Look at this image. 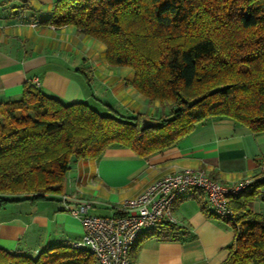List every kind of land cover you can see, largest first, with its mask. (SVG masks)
<instances>
[{
  "label": "trees",
  "instance_id": "obj_1",
  "mask_svg": "<svg viewBox=\"0 0 264 264\" xmlns=\"http://www.w3.org/2000/svg\"><path fill=\"white\" fill-rule=\"evenodd\" d=\"M43 23L75 26L105 44L108 65L132 68V86L171 109L143 128V114L108 103L103 113L27 84L20 98L0 104V208L58 198L74 159H97L112 146L149 157L210 118L264 131V0H57ZM263 189L264 169L229 197L235 236L223 264H264V214L248 207ZM178 228L163 223L152 231L167 237ZM0 264L96 259L88 249L55 244L36 257L0 249Z\"/></svg>",
  "mask_w": 264,
  "mask_h": 264
},
{
  "label": "crops",
  "instance_id": "obj_2",
  "mask_svg": "<svg viewBox=\"0 0 264 264\" xmlns=\"http://www.w3.org/2000/svg\"><path fill=\"white\" fill-rule=\"evenodd\" d=\"M56 2L0 0V104L20 98L38 78L41 89L68 103L85 101L100 111L108 103L126 115L149 111L150 101L131 84V70L107 64L105 44L75 26L43 23ZM187 168L203 169L229 185L255 178L264 169V131L229 117L210 118L149 157L112 146L97 159H74L58 198L0 208V249L36 257L48 246L70 245L82 238L83 227L68 206L90 201L89 214L112 216L153 182ZM248 207L264 214V199L255 198ZM174 214L177 234L165 237L147 229L132 264H223L235 233L231 222L214 213L205 192L187 191L176 200Z\"/></svg>",
  "mask_w": 264,
  "mask_h": 264
},
{
  "label": "built area",
  "instance_id": "obj_3",
  "mask_svg": "<svg viewBox=\"0 0 264 264\" xmlns=\"http://www.w3.org/2000/svg\"><path fill=\"white\" fill-rule=\"evenodd\" d=\"M35 84L40 86L39 79ZM253 178L237 184H225L203 169H183L158 179L139 196L127 199L118 214L98 216L89 214L90 201L68 206L73 215L79 217L83 227L82 238L70 245L88 249L99 264H132V253L147 229L163 223L178 225L174 214L176 200L190 189L205 192L214 213L228 221L234 212L229 197L239 195L252 183ZM260 197H264V189ZM64 201L67 196L63 197Z\"/></svg>",
  "mask_w": 264,
  "mask_h": 264
},
{
  "label": "rangeland",
  "instance_id": "obj_4",
  "mask_svg": "<svg viewBox=\"0 0 264 264\" xmlns=\"http://www.w3.org/2000/svg\"><path fill=\"white\" fill-rule=\"evenodd\" d=\"M97 40V39H96ZM99 41V40H98ZM102 43V42H101ZM120 67H124L125 69H128V70H131V73H133V70H132V68H130V67H125V66H120ZM130 74V73H129ZM125 78L127 79V78H129V75L126 73V75H125ZM99 103V102H98ZM150 104H148L149 106V111H148V109H144V115H143V117H149V118H154V119H158L160 116H162V115H164V114H166L167 112H169L170 111V109H171V106L169 105V104H167V105H164V104H161V103H159L158 101L157 102H149ZM152 103V104H151ZM100 104V103H99ZM93 105V104H92ZM151 105V106H150ZM155 105H157V107L156 108H154V106ZM94 106V105H93ZM97 106V105H96ZM95 107V106H94ZM147 107V108H148ZM101 112H103V113H106L107 111L105 110V109H103V111H101ZM152 116H154V117H152ZM142 117V118H143ZM141 121H142V119H141Z\"/></svg>",
  "mask_w": 264,
  "mask_h": 264
},
{
  "label": "water",
  "instance_id": "obj_5",
  "mask_svg": "<svg viewBox=\"0 0 264 264\" xmlns=\"http://www.w3.org/2000/svg\"><path fill=\"white\" fill-rule=\"evenodd\" d=\"M158 124L157 121L154 119H151L149 117H143L142 118V126L143 128H152Z\"/></svg>",
  "mask_w": 264,
  "mask_h": 264
}]
</instances>
